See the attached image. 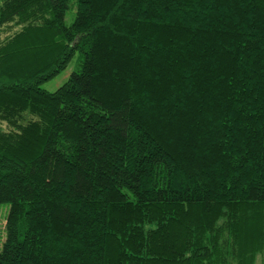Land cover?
Instances as JSON below:
<instances>
[{"label":"trees","instance_id":"16d2710c","mask_svg":"<svg viewBox=\"0 0 264 264\" xmlns=\"http://www.w3.org/2000/svg\"><path fill=\"white\" fill-rule=\"evenodd\" d=\"M4 211L0 264H264V0H0Z\"/></svg>","mask_w":264,"mask_h":264},{"label":"rangeland","instance_id":"374dc122","mask_svg":"<svg viewBox=\"0 0 264 264\" xmlns=\"http://www.w3.org/2000/svg\"><path fill=\"white\" fill-rule=\"evenodd\" d=\"M74 17H75V10H72L67 17V22L71 23ZM77 64H78V56L74 58V60L70 63L69 67L64 72H62L55 79L45 83L42 86V88L51 93L56 92L60 87H62L68 81L72 73L76 70ZM2 128L7 131L10 130V127L7 124H5ZM5 217L6 214L4 211L0 215V246L5 239Z\"/></svg>","mask_w":264,"mask_h":264}]
</instances>
